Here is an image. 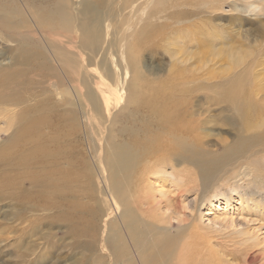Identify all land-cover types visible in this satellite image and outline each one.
I'll return each instance as SVG.
<instances>
[{
    "label": "bare ground",
    "instance_id": "6f19581e",
    "mask_svg": "<svg viewBox=\"0 0 264 264\" xmlns=\"http://www.w3.org/2000/svg\"><path fill=\"white\" fill-rule=\"evenodd\" d=\"M123 2L125 12L119 19L121 35L118 44L124 51L119 59L127 56L133 60L127 54L131 41L146 38L144 43L148 47V43H155V39L161 38L166 42L170 61L173 62L166 69L164 78L144 81L139 75V68L122 65L120 61L118 65L114 60L113 70L99 73L94 69L93 74H98H90L92 67L87 64L90 59H84L80 52L78 61L70 44L75 43L80 33V41L87 49L92 38L97 41L102 37L100 30L106 24L98 13H95L93 22L87 19L85 15L90 10L86 3H82L84 7L80 10L70 0H56V8L51 9L49 17H45L34 8L33 16L28 11L22 14L19 8L12 7L11 1L0 2V30L4 31L7 40L21 43L17 59L20 65L26 67L14 70L0 68V122H19L21 126L13 133V138L27 142L34 138L33 142L40 144L42 135L39 125H44L45 119L39 112L45 110V103L38 101L34 107H29L26 104L28 97L23 99L20 91H17L21 85L30 86L34 81L32 76L39 77V84H47L58 95L61 105L71 106L63 107L60 113L62 117L58 113L55 120L59 124L64 119L65 125L73 130L83 126L92 154L89 156L95 168L90 170V159H87V162H83L85 175L82 172L77 174L72 169L69 172L61 171L57 182L48 184L46 175L50 169L53 170V165L47 169L44 158L24 155L26 164L43 163V169L33 175V182L40 183L45 195H50V201H56L58 197L56 208L63 217L74 218L72 221L81 224L76 234H89L90 228L95 230L91 236L94 252H97V246L103 252L107 251L111 264H188L190 258H187L184 248L191 239L179 234L172 235L171 229L173 219L180 220L179 216H175L180 214L176 211L180 206L178 202L189 190L197 191L198 187L194 186L209 188L216 179L234 178L243 171L245 183L232 186L229 193L219 191L227 202L233 200L234 196L239 197V204L233 207L234 213L240 212L241 216L264 223V197L260 193L250 195L251 192H247L254 184L256 188H261V183L257 181H264V157L260 155L261 151H256L264 147V132H261L264 129V85L260 76L264 71L260 73L255 70L263 50L258 49L260 44L255 45L258 46L257 53L243 44L233 47L229 32L215 25L216 20L225 17L226 12H222L225 6L229 8L228 13L236 14L233 16L242 17L252 13L261 18L264 16V0ZM147 8L149 11L145 13ZM144 14L147 20L141 24ZM194 43L206 50L203 48L205 51L197 53L196 50L193 52L184 48ZM141 44L138 43L140 47ZM138 47L135 49L137 53L139 49L142 50ZM211 58H228L236 66L233 69L230 65L225 67L232 72L223 78L212 73L208 77L207 74L205 77L194 76L190 72H197L194 69L197 67L192 68L188 64L182 67L194 59L207 61ZM241 66L235 72L234 69ZM258 83L260 87H257ZM9 105H25V113H10L4 108ZM211 106H219L221 111H226L221 124L237 127L234 139L228 142L223 138L221 143L225 142L226 147L221 153L215 148L221 143L215 141L211 144L208 138L212 134L206 130L210 125L207 112L212 109ZM28 113L38 116L30 120L25 115ZM249 130L257 133L254 132L252 136L245 134ZM8 157L13 160L15 155ZM231 166L234 167L231 169ZM168 168L172 170L169 172L173 176L170 180L176 183L177 189L172 196V192H167L171 191L170 188L165 190L167 188L164 186V191L163 185L156 183V190H153L149 184L153 175ZM92 174L101 195L99 205L92 208L79 199L74 204L66 200L69 199L66 196L73 191V183L83 181ZM198 176L200 184L196 182ZM176 178L179 181H175ZM7 179H3L5 183L9 182ZM160 180L162 183L166 181L165 178ZM80 194L84 195V192L80 191ZM218 194H214L215 198ZM213 201L210 199L211 203ZM74 207L80 209L81 213H85L86 207L90 208L89 215L93 221L84 219L80 216L82 214L71 218L70 209ZM166 209L172 212L167 213ZM98 260L94 259L93 262L97 263Z\"/></svg>",
    "mask_w": 264,
    "mask_h": 264
},
{
    "label": "rangeland",
    "instance_id": "374dc122",
    "mask_svg": "<svg viewBox=\"0 0 264 264\" xmlns=\"http://www.w3.org/2000/svg\"><path fill=\"white\" fill-rule=\"evenodd\" d=\"M7 1L8 3L11 1L12 7L19 8L22 14L24 11H28L33 16L35 13L34 9L42 12L45 17H49L51 9L56 8V0H0L1 3H6ZM70 1L74 7L77 5L80 10L84 7L82 3H86L90 13L85 16L90 22L94 21L95 13H98L102 20L105 19L106 27H102L100 30L102 37L97 41L95 40L96 38H92V42H89L87 49L80 41V33H78L75 43L70 44L74 49V57L78 61L80 52H82L84 59L87 61L90 59V63H87L89 67H92L90 74L97 75L98 72L106 73L113 70L115 65L113 62L115 61L119 65L120 61L122 65H127L128 67L131 65L135 69L139 68V75L144 81H150L156 77L164 78L166 69L168 70L173 65V62L169 58L167 51L169 48L161 38L155 39V43H148V47L144 43L146 38H142V40L135 39L130 42L131 49L129 53L127 52L133 60H130L127 56L119 59L124 51L118 44L121 35L119 19L124 11L122 8L124 0ZM228 9L225 6V10L222 11L226 12L225 17L222 18L223 20H216L215 25L219 27L218 29L229 32L233 40V42L231 40L230 45L233 44V47L243 44L244 47L253 49L257 53L258 46L256 47L255 45L260 44L261 47L259 46L258 49L263 51L258 57L259 65L255 66V70L257 72L264 71V36H262L264 16L260 18L252 13H246L242 17L233 16L236 14L232 13V15L228 13ZM148 11L149 8L145 10V13H148ZM144 16L141 24L147 20L146 14ZM196 26L198 27L199 24ZM193 33L194 31H192ZM243 35H246L248 38ZM112 39L116 41L114 44ZM138 43H142V46L140 47ZM21 46V43H16L10 39L7 40L4 31L0 30V68L6 67L11 70L26 68L24 65H20L21 63L17 59L20 55L19 50ZM188 46H184V48L193 52L196 50L197 53L206 50L200 44L196 45L194 43L188 44ZM119 47L121 50H119ZM137 47L142 49H139L140 52L138 53L135 50ZM230 61L228 58H211L207 59V61H197L194 59L192 62L183 64L182 67H187V64L191 65L192 68L194 66L197 67L194 68L198 70L197 72H190L194 76L201 75L205 77V74H207L208 77L212 76V73L218 75V78H223L232 72L226 69L229 65L232 69L236 66L235 62ZM241 68L242 66L234 70L236 72V70L239 71ZM94 69L98 71L95 74H93ZM128 73V78H130L131 74L130 72ZM145 74L149 75L146 76ZM263 74L262 72L260 76L263 79L262 83L264 85ZM36 77L32 76L34 81L30 83V86L22 87L21 85L17 91L19 90L22 93L19 92L23 99H27L28 97L26 104L29 107L32 105L34 107L38 101L45 103V110L39 112V115L45 119L44 125H39L42 135V138L39 139L40 144L33 142L34 138L28 142L13 138V133H16L21 126L19 122L8 121V123H5L3 120L0 122V129H2L0 131V264H111L110 260H108L107 251L103 252L101 247L97 246V252H94L91 245V236L95 232L94 229L90 228L89 234H76V230L81 227V224L78 221H72L73 217L76 218L79 214H82L80 216L84 219L93 221L91 215H89L90 208L86 207L85 213H81L80 209L77 210V207H74L70 209L72 217L68 215L73 218L72 220L63 217L60 213L61 211L56 208V202L59 200L58 197L54 196L56 201H50V195H45L41 190L43 187L39 186L40 183L37 182L36 184L32 180L33 175L43 169V163L32 162L29 164L27 162V165L24 161V155H38L44 158L47 162V169L53 165V170L50 169L49 174L46 175V183L54 184L57 182V177L61 171L69 172L72 169L77 174H81L82 172L85 175L84 170H86V167L83 166V162L90 159L89 155H92L87 145V137L84 136L83 126L80 125L77 130H73L65 125L64 119L59 124L55 120L58 113L61 116L60 113L63 111V107L71 106L61 105L58 95L54 91H51L47 84L43 85L41 82L39 84L40 78ZM90 79L92 80V76H90ZM258 84L257 87H260V83ZM81 91L84 92V89ZM61 92L64 94L65 91L62 89ZM262 94L263 92L260 95ZM18 106L9 105L4 108L13 114L25 113L26 106L24 105V108L22 105ZM211 107L212 109L207 112L210 118V125L206 130L212 135L208 139L211 140V144L215 141L221 143L223 138L228 142L231 141L237 134V127L221 124L223 123L221 121H224L222 118L225 117L226 111H221V107L219 106ZM25 115H28V119L38 116L31 115V113ZM24 122L26 123V120ZM254 132L256 131L249 130L245 134L252 136L255 134ZM261 132H264V129ZM225 147V142L215 146L219 153L223 152ZM256 151H261L260 155L264 157V147L257 148ZM8 155H15V158L12 160ZM89 162L90 170H94L95 165L93 167V161L90 159ZM234 166L230 168L232 169ZM161 172L152 176L149 183L151 188L156 190L155 185L158 183L160 186L163 185V190L164 188H167L165 190L170 188L171 191L168 190L167 192H172L171 196L174 195L177 189L175 187L176 183H172L170 180L172 173L170 176L169 172H172V170L168 168V170ZM7 177L9 182L5 183L3 179ZM36 177H39V175ZM161 178H165L166 181L162 183ZM191 178L195 177L192 176ZM222 179H216L210 184L209 188L205 189H202L200 185L194 186L191 184V186L198 187V190H189L182 197L181 201L178 202L180 206L177 207L176 211L180 214L175 216H179L180 220L173 219L172 235L179 234L184 238L191 239V242L184 248V253L187 258H190L187 261L188 264H264V223L253 218L241 216L240 212L234 213L233 207L239 204V197L234 196L233 200L227 202L226 197L219 191L223 190L222 192L229 193L230 188H233L232 186L239 182L245 183V173L240 171L234 178L230 176L229 179ZM175 181L179 180L176 178ZM196 182L200 184L199 176ZM257 183H261V188H256L254 184L250 189L248 188L247 192L249 194L251 192L250 195H259L260 193V196L264 197V181L258 180ZM73 184V191L75 192H71L72 196H70L72 198L66 196L69 198L66 200H69L72 204L76 202L75 200H82L81 202L90 205L92 208H96L99 205L98 201L101 199V195L98 192V182L94 174L83 178V181H76ZM80 191L84 192V195L80 194ZM216 192H219L217 198L214 196ZM255 192L258 194H255ZM43 194L46 197L43 198ZM210 199H214V201L211 203ZM35 206L37 209H35ZM166 212L171 213L172 210L166 209ZM84 216L88 217L85 218ZM67 219L69 220L68 222L66 221ZM71 228H74V231ZM94 259H99L100 261L98 260L95 263L93 262Z\"/></svg>",
    "mask_w": 264,
    "mask_h": 264
}]
</instances>
